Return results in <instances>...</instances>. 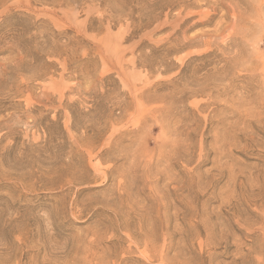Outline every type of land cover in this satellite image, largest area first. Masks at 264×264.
Masks as SVG:
<instances>
[{
    "label": "rangeland",
    "instance_id": "374dc122",
    "mask_svg": "<svg viewBox=\"0 0 264 264\" xmlns=\"http://www.w3.org/2000/svg\"><path fill=\"white\" fill-rule=\"evenodd\" d=\"M0 264H264V0H0Z\"/></svg>",
    "mask_w": 264,
    "mask_h": 264
}]
</instances>
